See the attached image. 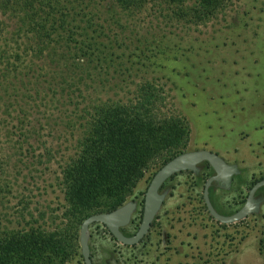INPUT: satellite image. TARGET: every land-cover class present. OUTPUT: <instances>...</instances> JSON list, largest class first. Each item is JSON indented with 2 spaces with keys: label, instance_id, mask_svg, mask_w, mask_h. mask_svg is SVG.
I'll return each mask as SVG.
<instances>
[{
  "label": "rangeland",
  "instance_id": "rangeland-1",
  "mask_svg": "<svg viewBox=\"0 0 264 264\" xmlns=\"http://www.w3.org/2000/svg\"><path fill=\"white\" fill-rule=\"evenodd\" d=\"M125 23L118 30L130 34L132 48L149 46L155 35L154 45L158 44V49L147 47L139 59L130 57L140 61L132 65L131 74H116L110 82L104 79L102 92L87 86L82 96L77 93V97L66 100L52 97V93H33L12 102L9 114L0 109V229L32 225L51 230L68 223L60 176L62 166L77 150L82 121L77 110L88 101V95L95 98L107 93L126 99L144 79L159 88L161 110L188 125L189 136L182 152L209 150L243 171L245 177L257 175L260 167L253 157L258 155L264 161V0H231L217 16L202 24L165 22L149 7L129 16ZM240 156L247 162L241 165ZM203 163L198 167L206 181L213 172ZM154 169L150 167L135 183L122 205L131 206L127 222L118 227L125 236L139 227L144 194ZM253 169L256 172L251 175ZM190 174L184 170L163 182L164 191L162 187L158 191L163 194L162 202L152 223L159 211H172L179 200L186 208ZM85 217L79 219L61 264H84L79 235ZM237 223L225 224L235 227ZM243 227L242 256L212 264H264V211L251 212ZM86 239L93 264L150 261L142 258V241L122 243L100 222L88 226ZM181 259L164 264H190ZM156 264H162L161 260Z\"/></svg>",
  "mask_w": 264,
  "mask_h": 264
},
{
  "label": "trees",
  "instance_id": "trees-1",
  "mask_svg": "<svg viewBox=\"0 0 264 264\" xmlns=\"http://www.w3.org/2000/svg\"><path fill=\"white\" fill-rule=\"evenodd\" d=\"M230 1L0 0V109L9 114L12 102L33 93L66 100L82 96L87 86L102 92L104 79L131 74L140 61L130 57L158 49L157 37L149 46L132 48L130 34L118 29L148 7L165 22L202 24ZM88 98L77 110L82 119L77 150L61 169L68 223L51 230L3 227L0 264H61L81 217L119 208L150 167L153 175L185 148L189 127L161 110L154 82H137L126 99L107 93Z\"/></svg>",
  "mask_w": 264,
  "mask_h": 264
},
{
  "label": "flooded vegetation",
  "instance_id": "flooded-vegetation-1",
  "mask_svg": "<svg viewBox=\"0 0 264 264\" xmlns=\"http://www.w3.org/2000/svg\"><path fill=\"white\" fill-rule=\"evenodd\" d=\"M262 153H264V149ZM253 158L256 159L255 163L260 168L257 175L249 176V178L245 177L243 171H238L237 167L229 164L223 158V161L232 169L227 181L222 178H212L215 171L206 160L198 162L192 169H184L191 173L187 185L188 192L184 197L186 208H184V203L179 200L172 211L162 209L163 211H159L153 223L151 219L147 231L138 241H142L140 247L142 258L146 261L150 260L147 261L148 264H156L159 260L162 264L170 263L180 257L182 258L180 261L184 259L190 264L230 262L233 255L239 259L242 256L244 220L248 219L251 212L264 211V192H262L264 184L254 191L251 199L252 208L247 214L235 220L238 222L235 227L225 224L231 222H222L212 215L204 191L207 181L212 178L207 186V198L212 209L222 216H229L240 211L248 200L251 187L264 179V164H262L264 161L258 155ZM201 162H204L206 168L213 172V175L209 176L206 181L203 171L198 167ZM238 162L242 165L247 162V159L240 156ZM254 172L256 169H253L251 175ZM247 185L250 187L245 193ZM165 187L166 185H163V191ZM161 195L163 196V194ZM162 196L159 205H161ZM178 199L180 198L178 197ZM151 243L155 246L153 247ZM132 251L135 249L133 248ZM152 252H155L156 255L153 256Z\"/></svg>",
  "mask_w": 264,
  "mask_h": 264
},
{
  "label": "water",
  "instance_id": "water-1",
  "mask_svg": "<svg viewBox=\"0 0 264 264\" xmlns=\"http://www.w3.org/2000/svg\"><path fill=\"white\" fill-rule=\"evenodd\" d=\"M202 160L208 161L211 167H213L215 171V175L212 178H222L223 180L227 181V178L230 175V171L232 169L216 153L211 152L209 150L201 149V150L182 152L175 155L167 162H165L160 168H158L155 171V173L152 175L144 194L142 217L139 227L137 231L131 236L123 235L118 229L119 226L127 222L131 208L130 205H124L110 212L94 213L85 217L80 225V235H79V243L81 246V254L83 257L84 264H92L88 249L87 239H86V231L91 223L93 222L102 223L108 228L110 233L122 243L134 244L138 242L147 231L150 221L154 213L156 212L157 208L159 207L161 195L159 194L158 191L160 186L163 184V182L178 171L194 168L195 165ZM211 179H209L205 185L204 194H205L206 202L212 215L222 222H233L238 218L247 214L253 206L251 199L254 191L260 185L264 184V179H263L256 182L251 187L248 195V200L240 211H237L236 213L229 216H222L217 214L212 209L207 198V186L211 181Z\"/></svg>",
  "mask_w": 264,
  "mask_h": 264
}]
</instances>
